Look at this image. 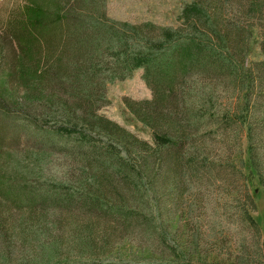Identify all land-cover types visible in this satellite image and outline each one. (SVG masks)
<instances>
[{"label": "trees", "instance_id": "obj_1", "mask_svg": "<svg viewBox=\"0 0 264 264\" xmlns=\"http://www.w3.org/2000/svg\"><path fill=\"white\" fill-rule=\"evenodd\" d=\"M101 2L26 0L0 26V57L4 58L8 50L11 57L17 53L18 59L14 66L13 57L7 80L15 79L18 67L22 90L18 89V95L16 90L11 92L8 87L5 92L0 87V150L5 152L12 145L24 144L32 146L35 152L48 153L54 146L52 136L70 138L64 130L71 133L78 130L83 137L93 134L106 146L103 158L108 166L92 167L88 157L69 154V161L71 158L80 166L77 170L71 165L64 167L63 174L84 175V182L90 181V192L82 190L86 204L107 212L106 216L119 231L134 223L149 229L150 218L135 214V207L128 205L122 193V184L127 185L130 180L136 192L149 193L151 182L180 177L183 164L190 162L184 158L185 147L197 144L200 136L212 135L216 129L234 122L230 111H222L217 95L223 88H237L242 101L236 120L250 138L242 164L249 211L243 209V215L250 226L259 229L251 214L256 211L258 193L264 196V178L255 165L253 146L254 150L260 148L264 134V60L247 63L246 56L254 34L259 37L260 53L264 56V0L238 4L236 10L244 17L240 22L225 19L223 7L227 0H190L182 9L180 25L174 29L148 22L129 24L109 20L98 11H90L98 9ZM135 70L142 71L152 98L126 100L125 107L150 130L152 143L140 140L97 113L94 107L97 98L105 100L107 83L122 80ZM45 89L49 90L46 97ZM59 91L74 96V100L58 97L54 92ZM39 100L55 109L62 120L60 129L44 131L29 120L25 110L12 109L17 102L32 105ZM14 112L29 118L21 117L27 123L20 132L13 128ZM245 112L248 115L243 117ZM14 116L16 122L18 117ZM34 132L42 136H33ZM10 159L11 156L0 155V200L17 208L31 207L35 194L19 177L20 172ZM45 161V157L37 159V165ZM254 179L260 189L251 191ZM109 196L117 197L118 201L107 199ZM4 213L0 215L3 241L0 264H70L69 255L63 259L60 254V244H29L25 237H30L32 231L28 230L29 236L26 235L23 223L16 222L13 212L5 206ZM26 220L33 223L32 218ZM110 249L107 247L104 254ZM106 261L109 259L89 257L74 264Z\"/></svg>", "mask_w": 264, "mask_h": 264}, {"label": "rangeland", "instance_id": "obj_2", "mask_svg": "<svg viewBox=\"0 0 264 264\" xmlns=\"http://www.w3.org/2000/svg\"><path fill=\"white\" fill-rule=\"evenodd\" d=\"M244 1L223 2L225 19L237 22L244 20L236 10L238 4ZM25 2L26 0H0V26ZM189 2L190 0H102L98 9L90 8V11H98L109 20L129 24L148 22L174 29L180 25L182 9ZM254 35L246 56L247 63L264 60L260 53L259 37ZM13 57L16 66L17 53ZM13 57L8 50L4 58L0 57V87L5 92H8L6 89L9 87L11 92L16 90L19 95L18 89L22 91L18 82L20 69H15V79L7 80V70L12 68ZM48 83L50 82L45 84L48 86ZM49 90L45 89V97ZM54 93L64 100H74V96L68 93ZM217 97L222 103V111H230L234 122L228 127L216 129L212 135L200 136V140L195 142L197 144L185 147L184 158L193 165L184 163L180 177L151 182L153 187L149 184V193L136 192L135 185L130 180L127 185L122 184V193L126 195L130 203L128 205L135 207V214L143 219L150 218L149 229L140 227V223H134L119 231L116 224L106 216V211L103 213L86 204L87 199L82 197V190L90 192V181L84 182V175L63 174L64 167L71 165L73 170H77L80 166L71 158L69 161V154L76 156L79 153L88 157L92 167L108 166L103 158L106 146L103 147L104 144L93 134H90L92 137H83L78 130L72 133L64 130L70 138L52 136L54 151L51 148L48 153L35 152L32 146L24 144L12 145L5 152L0 150L1 157L11 156V163L20 172L19 177L25 180L35 194V203L31 207L17 208L0 200V206L3 207L0 215H5L4 206L12 211L13 219L23 223L25 234H28V230L32 231L30 237H25L29 244H60V254L64 256L63 259L69 255L70 264L89 257L109 259L104 264H264V196L261 193L255 199L256 211L251 214L260 228L250 226L243 215V209L249 211V201L242 164L247 156L246 148L250 138L245 128L242 129L236 120L242 96L237 88L229 87L218 92ZM104 98V101L103 98H97L94 103L97 113L140 140L152 143L150 130L137 122L125 107L126 100L143 101L152 98V92L145 84L141 70L133 71L122 80L107 83ZM16 104L12 109L25 110L30 119L26 115L22 116L38 123L44 131L60 129L61 118L54 112L55 109L47 107L45 100L33 102L32 105L22 102ZM14 115L18 117L16 122ZM14 115L11 114L15 126L13 128L20 132L27 119L21 120L22 116L15 112ZM242 115L245 117L248 114L245 112ZM27 129H30L29 126ZM252 133L254 134L253 129ZM34 135L38 138L42 136L38 132H34ZM262 136L260 148L257 149L255 145L257 150H254L253 146V158L259 174L264 178V134ZM89 142L98 146L93 148L95 145ZM43 157L46 159L45 163L37 165V159L41 160ZM29 171H33V174ZM255 188L260 189L257 179L253 181L251 191ZM254 192L253 195L256 196ZM107 199L118 201L113 196ZM26 218H32L33 223ZM0 241V245H3L1 238ZM107 247L111 248L110 252L106 251L104 254Z\"/></svg>", "mask_w": 264, "mask_h": 264}]
</instances>
